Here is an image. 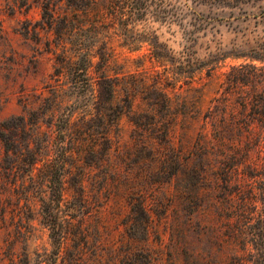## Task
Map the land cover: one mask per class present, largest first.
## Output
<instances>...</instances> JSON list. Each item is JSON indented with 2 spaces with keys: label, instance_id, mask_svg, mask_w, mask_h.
<instances>
[{
  "label": "rangeland",
  "instance_id": "374dc122",
  "mask_svg": "<svg viewBox=\"0 0 264 264\" xmlns=\"http://www.w3.org/2000/svg\"><path fill=\"white\" fill-rule=\"evenodd\" d=\"M107 1L97 0L92 18ZM149 2L150 11L159 5L158 0ZM222 5L196 8L210 20L197 33L198 55L202 59L207 50L217 46L223 48V54L181 74L165 58L152 53L159 44L174 52L181 49L178 26L168 27L148 15L124 35L108 20L101 26L103 20L98 17V31L114 49L113 58L100 70L120 78L133 76L145 85L160 79L167 83L173 106L183 98L193 103V117L179 113L172 124L175 140L184 134L188 149L195 152L193 177L187 200L179 193L185 190V173H178L169 184L153 182L147 174L155 162L148 152L137 148L135 126L129 115L122 114L118 129L110 132L113 149L118 146L111 156L116 173L107 176L106 185L100 181L93 185V178L102 179L103 172L92 167L85 179L87 192L90 196L98 193L100 206L83 219L87 231L80 236L72 264H264V228L259 223L264 203V114L260 111L263 108L264 112V0H225ZM9 11L6 1L0 0L4 29L0 38V120L38 109L44 98L51 96L54 51H60L54 37L43 30L38 39L24 37L16 30L25 19L35 22L41 18L39 6L33 4L28 14L24 9L13 14ZM87 26L82 37L91 41L94 31ZM208 43L211 46L206 49ZM98 59L96 55L94 60ZM80 115V110L75 111L76 120ZM201 133L205 134L206 148L202 158L197 149ZM2 153L0 144V157ZM232 164L237 169L230 174L234 197L227 202L217 195L225 191L229 170L224 166ZM37 173L35 169L30 175ZM30 175L18 170L7 184L0 180L5 200L0 264H9L8 249L15 256L25 249L29 253L52 249L49 230L38 214V198L32 195ZM133 188L143 192L147 207H151L147 233H133L129 228L144 223L132 218L129 202ZM69 249L77 252L72 243ZM69 254L61 251L65 259Z\"/></svg>",
  "mask_w": 264,
  "mask_h": 264
},
{
  "label": "trees",
  "instance_id": "16d2710c",
  "mask_svg": "<svg viewBox=\"0 0 264 264\" xmlns=\"http://www.w3.org/2000/svg\"><path fill=\"white\" fill-rule=\"evenodd\" d=\"M5 1L6 8L10 9L9 14L16 9H24L28 14L33 4L39 6L41 18L35 22L25 19L16 30L22 36L33 39H38L43 30L54 37L53 41L60 48L59 52L54 51L51 96L45 97L44 104L38 109H29L26 114L0 120V144L3 148L0 180L7 184L11 175L18 170L27 171L29 175L35 169L38 171L36 176L30 175L29 181L33 188L32 195L38 198L40 221L49 230L52 249L32 253L25 249L16 256L14 251L8 249L6 255L9 256V264H57L59 259L60 264H72L79 251L80 236L87 231L83 219L100 206L98 193L90 196L84 182L90 176L92 167L103 172L102 179L93 178V185L99 181L102 186L106 185L107 176L116 173L111 156L118 151V146L113 149L110 132L113 128L118 129L122 114L129 115L135 126L137 148L148 152L155 162L147 174L153 182L169 184L178 173H185V190L179 193L187 200V188L193 177L191 165L195 152L188 149L184 134L175 140L176 128L172 125L179 113L184 117H193V103L189 104L183 98L173 106L166 91L167 83L160 79L145 85L133 76L123 75L120 78L117 74H107L105 69L100 70L113 58L114 49L103 39L105 35L98 31V17L103 20L101 26L108 20L112 27L118 25L124 35H128L138 22L146 20L148 15L168 27L178 26L182 34L179 43L181 49L174 52L165 44H159L155 45L158 50L152 53L157 58H165L181 74L193 72L223 54V48L217 46L213 51L207 50L202 59L198 55L197 33L210 20L196 7L221 8L225 0H184L178 3L176 0L174 4H171L172 0H158L159 5L154 11L149 9V0H108L93 18L91 11L97 0ZM87 24V30L94 31L91 41L82 37ZM3 35L0 18V38ZM210 46L208 43L206 49ZM96 55L99 57L97 61L94 60ZM93 67L96 68V75ZM49 101L52 103L48 104ZM77 110L81 113L78 120L74 117ZM260 111L264 114L263 108ZM204 143L205 134L201 133L197 142L201 158L206 149ZM232 151V154L236 153ZM233 166H224L229 170L223 186L225 191L217 195L227 202L234 197L230 189V174L237 169ZM131 190L129 203L132 218L135 222L142 220L144 223L129 228L133 233H147L151 207H147L143 192L134 188ZM4 201L0 193L2 223L5 222ZM260 222L263 229L264 203L261 205ZM70 243L77 252L71 253ZM61 251L70 253V257L65 259Z\"/></svg>",
  "mask_w": 264,
  "mask_h": 264
}]
</instances>
